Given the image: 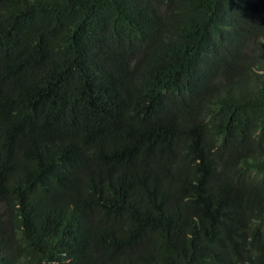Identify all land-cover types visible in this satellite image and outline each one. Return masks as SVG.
Instances as JSON below:
<instances>
[{
	"label": "trees",
	"instance_id": "16d2710c",
	"mask_svg": "<svg viewBox=\"0 0 264 264\" xmlns=\"http://www.w3.org/2000/svg\"><path fill=\"white\" fill-rule=\"evenodd\" d=\"M0 264H264V0H0Z\"/></svg>",
	"mask_w": 264,
	"mask_h": 264
}]
</instances>
